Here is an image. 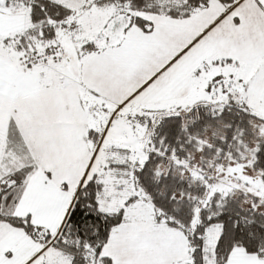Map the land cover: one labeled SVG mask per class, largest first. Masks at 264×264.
I'll list each match as a JSON object with an SVG mask.
<instances>
[{"label": "snow or ice", "instance_id": "snow-or-ice-1", "mask_svg": "<svg viewBox=\"0 0 264 264\" xmlns=\"http://www.w3.org/2000/svg\"><path fill=\"white\" fill-rule=\"evenodd\" d=\"M0 264H264V0H0Z\"/></svg>", "mask_w": 264, "mask_h": 264}]
</instances>
